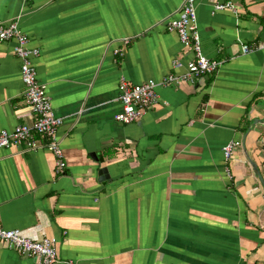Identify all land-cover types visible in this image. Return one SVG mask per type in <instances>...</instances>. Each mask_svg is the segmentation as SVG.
I'll return each instance as SVG.
<instances>
[{
  "label": "crops",
  "instance_id": "obj_1",
  "mask_svg": "<svg viewBox=\"0 0 264 264\" xmlns=\"http://www.w3.org/2000/svg\"><path fill=\"white\" fill-rule=\"evenodd\" d=\"M225 1L194 4L201 51L221 65L159 84L157 103L123 124L121 77L187 71L193 53L165 26L183 0H0V22L17 21L39 49L66 164L56 173L45 148L0 147L2 228L55 237L54 264H264V185L253 169L264 181V0L214 10ZM12 49L0 43V131L33 119ZM229 141L238 145L226 162ZM0 264L38 262L0 243Z\"/></svg>",
  "mask_w": 264,
  "mask_h": 264
},
{
  "label": "built area",
  "instance_id": "obj_2",
  "mask_svg": "<svg viewBox=\"0 0 264 264\" xmlns=\"http://www.w3.org/2000/svg\"><path fill=\"white\" fill-rule=\"evenodd\" d=\"M194 4L195 0H183L178 15L169 19L165 25L166 29L175 32L181 44L193 53V58L186 63V73L182 76L168 74L160 81L148 79L140 83H131L121 77L118 82L121 110L114 115L116 121L128 124L138 120L157 103L156 87L159 84L168 85L181 80L192 82L195 77L211 75L221 65L222 61L210 59L201 51ZM227 9L235 11L236 3L232 0L214 3L216 11ZM8 41L13 42L12 50L20 61L24 97L31 109L33 119L30 123L16 125L11 131L5 129L0 131V147L22 145L26 150L45 148L52 153L56 173L63 172L66 164L56 136L57 129L63 121L54 113L45 85L38 80L33 61L39 55V49L28 45L29 39L19 28L17 21L0 22V43ZM121 41L122 46L114 50L120 55L123 54V49L130 39L123 38ZM241 48L243 53L251 50L247 44H243ZM174 64L176 66L178 62ZM237 145V141H229L222 147L224 161L231 160ZM0 243L22 255L34 257L38 264H54L58 260L56 238L53 236L34 239L19 228L5 229L0 226Z\"/></svg>",
  "mask_w": 264,
  "mask_h": 264
},
{
  "label": "water",
  "instance_id": "obj_3",
  "mask_svg": "<svg viewBox=\"0 0 264 264\" xmlns=\"http://www.w3.org/2000/svg\"><path fill=\"white\" fill-rule=\"evenodd\" d=\"M91 156H92V158H94L95 160H97V157H96V155H95L94 153H91ZM253 169H254V171H255L257 177L260 179V181H261V182L263 183V185H264V181H263V179H262V176L260 175V173H259V171H258L256 165H254V164H253ZM97 174H98V180H99V181H103L104 179L108 178L107 167H105V166L100 167V168L98 169V171H97Z\"/></svg>",
  "mask_w": 264,
  "mask_h": 264
}]
</instances>
